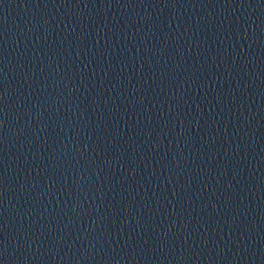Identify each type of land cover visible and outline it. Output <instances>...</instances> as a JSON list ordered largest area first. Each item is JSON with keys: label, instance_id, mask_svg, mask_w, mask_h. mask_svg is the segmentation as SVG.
I'll return each mask as SVG.
<instances>
[{"label": "water", "instance_id": "obj_1", "mask_svg": "<svg viewBox=\"0 0 264 264\" xmlns=\"http://www.w3.org/2000/svg\"><path fill=\"white\" fill-rule=\"evenodd\" d=\"M0 264H264V0H0Z\"/></svg>", "mask_w": 264, "mask_h": 264}]
</instances>
